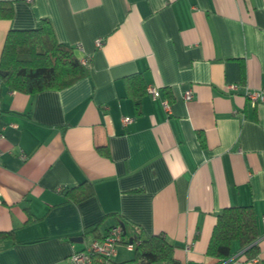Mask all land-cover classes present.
Instances as JSON below:
<instances>
[{
    "label": "crops",
    "instance_id": "0c3cea01",
    "mask_svg": "<svg viewBox=\"0 0 264 264\" xmlns=\"http://www.w3.org/2000/svg\"><path fill=\"white\" fill-rule=\"evenodd\" d=\"M0 1L13 9L0 19V53L8 30L47 19L57 42L90 59L86 77L60 90L28 95L0 79V232H13L0 264H68L118 220L162 235L178 264H264V102L246 96L264 92V0ZM131 74L158 91L138 112ZM84 181L94 194L65 201ZM232 206L253 208L256 251L234 242L218 260L206 247ZM123 238L115 263L144 264Z\"/></svg>",
    "mask_w": 264,
    "mask_h": 264
},
{
    "label": "trees",
    "instance_id": "16d2710c",
    "mask_svg": "<svg viewBox=\"0 0 264 264\" xmlns=\"http://www.w3.org/2000/svg\"><path fill=\"white\" fill-rule=\"evenodd\" d=\"M11 2L0 1V19H10ZM88 66L83 65L75 54V48L57 42L51 25L42 19L32 29L7 31L0 53V79L9 91L35 94L44 90H60L86 77ZM127 95L132 99L136 112L146 88L139 74L125 77ZM94 194L92 184L84 181L64 192L65 201L78 203ZM98 223L84 228L83 235L95 234ZM122 236L134 245V260L144 264L165 262L178 264L174 257L175 247L162 235H144L132 224L118 220ZM12 231H1L0 239H12ZM257 238L255 215L251 206L224 208L216 217L205 254L218 260L231 255L233 243L245 249L248 256L255 254Z\"/></svg>",
    "mask_w": 264,
    "mask_h": 264
},
{
    "label": "built area",
    "instance_id": "2783aa9c",
    "mask_svg": "<svg viewBox=\"0 0 264 264\" xmlns=\"http://www.w3.org/2000/svg\"><path fill=\"white\" fill-rule=\"evenodd\" d=\"M27 3H30L32 0H24ZM102 44V39H97L95 41V46L98 48ZM78 50H81V46L77 45L75 47ZM81 64L89 65L90 59L88 57H82L80 59ZM236 84H229L226 86L228 91L236 90ZM146 92L152 98L158 97V91L151 87H146ZM247 98L252 102H264V92L263 91H251L246 93ZM193 97V92L190 89H187L184 94V100H191ZM162 106L164 110H169V103L167 100L162 101ZM121 121L123 124H128L131 119L129 117H122ZM122 236V227L121 225L111 226L106 234L99 239H93L85 244L83 249L79 251H74L68 257V264H116L114 257L116 255L117 246L123 242ZM125 247L128 250H132L134 245L132 242L125 243Z\"/></svg>",
    "mask_w": 264,
    "mask_h": 264
},
{
    "label": "water",
    "instance_id": "95a60500",
    "mask_svg": "<svg viewBox=\"0 0 264 264\" xmlns=\"http://www.w3.org/2000/svg\"><path fill=\"white\" fill-rule=\"evenodd\" d=\"M121 227H122V226H121ZM75 241H80V239H78V240L76 239ZM129 242L131 243L132 241L129 239Z\"/></svg>",
    "mask_w": 264,
    "mask_h": 264
}]
</instances>
